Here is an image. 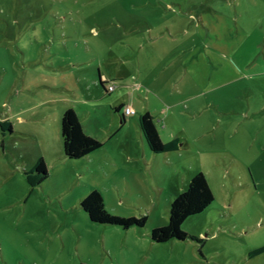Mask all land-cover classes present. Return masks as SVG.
<instances>
[{
	"label": "rangeland",
	"instance_id": "374dc122",
	"mask_svg": "<svg viewBox=\"0 0 264 264\" xmlns=\"http://www.w3.org/2000/svg\"><path fill=\"white\" fill-rule=\"evenodd\" d=\"M108 21L143 22L174 35L160 38L175 62L158 75L175 76L171 101L189 97L175 124L181 142L188 140L178 151H148L144 158L132 133L138 115L128 116L132 128L110 138L121 114L99 95L101 69L73 66L101 40L93 25L99 31ZM149 52L150 70L163 57ZM46 108L51 116L43 122ZM67 108L106 142L103 152L117 157L113 178L63 157ZM5 115L16 126L5 137L0 129V264H264V252L248 256L264 246V0H0ZM45 133L53 153L45 159L49 177L32 187L25 171L39 151L46 153ZM124 141L133 149L130 162L117 152ZM198 172L214 200L183 223L194 238L153 241L152 229L168 223L173 199ZM93 189L113 215H147L145 227L91 221L80 202Z\"/></svg>",
	"mask_w": 264,
	"mask_h": 264
},
{
	"label": "crops",
	"instance_id": "0c3cea01",
	"mask_svg": "<svg viewBox=\"0 0 264 264\" xmlns=\"http://www.w3.org/2000/svg\"><path fill=\"white\" fill-rule=\"evenodd\" d=\"M236 18L239 17L236 16ZM116 22H118V24L115 23V21H108L106 24H104V26H100L99 31L95 29V25H93L91 28V33L96 35V37H101V40L95 43L93 46H88L87 52L89 57L87 59L76 61L73 64L75 68H78L81 71H83V67L88 65L91 67L99 66L101 69V73L98 75L99 82L102 80L105 82H112L114 84L115 88L113 91L107 92L105 86H102L104 93L99 94L102 95V98H109V102L112 104L113 110L114 108L120 107L119 111L114 110L116 114L120 113L121 116L120 121L117 120L115 125H113V127L110 129V132L114 131V133L110 135V138L117 135L125 127L132 128V120L129 121L128 116L132 117L133 115H138L139 117L140 115L149 112L154 118L161 138L163 139V134H166V140L163 139L164 141L168 142L175 138H178L181 141V136L183 135H181L179 131H176L177 127L175 124L177 123L176 121H178V118L181 116L179 113L184 114L180 104H182V102H184V100L189 97L182 99V101H171L170 98H172V96L174 98L175 95V88L172 85L174 83L173 81L175 76H168L166 80H163L161 78L162 76L158 75L160 72L163 73L169 70V68L174 67L173 64L175 60L169 58L171 56L170 48L163 47L161 42H159L160 38L163 39L169 36L172 39L174 35L170 33V29L168 28V34L165 31H162L160 34L154 33V29L144 26L143 22L136 23L132 27H128V25H126L127 23L123 24V21ZM147 50L153 53L155 56L154 58L163 57L155 65H153L150 70L148 69V66H146L144 56V51ZM164 57L166 60L163 61ZM188 64L189 62L185 61L183 65L185 67V73L188 68ZM144 72L153 74L150 80H147L146 77H144ZM199 80L200 78L198 81ZM170 82L171 84L169 85ZM135 93L140 100H137ZM125 106H131L135 110V113L133 115L124 116L123 108ZM116 114L115 116L119 119V116ZM50 116L51 109L46 108V110H42L41 117H39L43 122H45ZM138 117H135L137 130H133L132 133L134 136L136 135V139L138 140L139 146L141 147L145 158L147 157L146 152L150 151V149L141 136L137 124ZM123 118L125 119L124 122ZM0 120H8L11 122L12 119L9 115H5L1 116ZM19 120L22 121L25 120V118L20 117ZM80 120L84 132L91 136L92 134L87 131L82 118H80ZM20 124H22V122ZM12 125L14 129L16 124L14 125L12 123ZM61 139L63 149L62 134ZM183 140L184 143L181 142L180 147L188 141L185 137H183ZM103 143L104 145L106 144V142ZM50 144L51 141L48 135L45 133L44 148L47 147L46 153L45 151H39V153H37L34 161L31 163V169L41 157H43L44 160L51 159L53 153L49 150ZM103 147L81 159H78L81 161L79 166L84 171L105 170L107 172H111L110 178H113L115 173L114 169L117 167L118 160L113 152H103ZM117 152L118 154H121L120 156H122V159L125 162H128V160L130 162V160L133 159L131 157L133 156V149L129 143H126V141L120 143ZM194 174L195 173H192L189 178H192ZM255 256H249V258H253Z\"/></svg>",
	"mask_w": 264,
	"mask_h": 264
},
{
	"label": "trees",
	"instance_id": "16d2710c",
	"mask_svg": "<svg viewBox=\"0 0 264 264\" xmlns=\"http://www.w3.org/2000/svg\"><path fill=\"white\" fill-rule=\"evenodd\" d=\"M104 87L107 82L100 80ZM120 107L114 108L119 111ZM125 119L123 118V122ZM141 136L152 153L176 151L181 141L175 138L171 141H162L153 116L146 112L137 119ZM2 136L13 133V125L10 121L0 120ZM61 134L63 138L64 157L67 159H81L88 154L103 147L104 143L92 136L87 135L82 127L81 120L74 109L68 108L64 111L61 119ZM26 180L30 186L40 185L49 177V170L43 157L34 167L25 171ZM214 200L212 189L203 172L196 173L186 189L179 193L172 201L168 211V223L152 229L150 236L155 242H167L172 239H192L194 237L186 234L182 229L185 220L195 214L203 212ZM81 208L89 215L91 221L103 224L119 225L125 229L132 226L145 227L148 216L141 215L140 218H124L111 214L104 202L102 194L93 189L80 202ZM264 252V246L249 253L255 256Z\"/></svg>",
	"mask_w": 264,
	"mask_h": 264
},
{
	"label": "built area",
	"instance_id": "2783aa9c",
	"mask_svg": "<svg viewBox=\"0 0 264 264\" xmlns=\"http://www.w3.org/2000/svg\"><path fill=\"white\" fill-rule=\"evenodd\" d=\"M105 88H106L107 92H111L114 90L115 86L112 82H107L105 85ZM134 113H135V110L131 106H125L123 108V115L124 116L133 115Z\"/></svg>",
	"mask_w": 264,
	"mask_h": 264
}]
</instances>
